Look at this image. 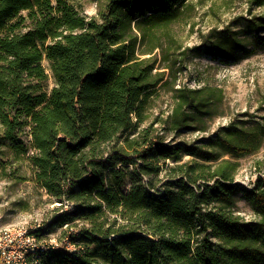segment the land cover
Segmentation results:
<instances>
[{
    "label": "trees",
    "instance_id": "16d2710c",
    "mask_svg": "<svg viewBox=\"0 0 264 264\" xmlns=\"http://www.w3.org/2000/svg\"><path fill=\"white\" fill-rule=\"evenodd\" d=\"M55 1L0 0L3 137L15 153L31 148L34 181L59 202L34 231L64 226L82 247L47 250L40 264H264V173L243 185L239 162L224 157L257 150L264 121L166 140L206 130L222 90L205 84L175 89L166 125L141 126L162 81L145 55L169 38L185 0H103L98 16ZM249 27L264 29V19ZM242 46L227 35L207 49L228 56ZM238 194L255 219L235 211Z\"/></svg>",
    "mask_w": 264,
    "mask_h": 264
},
{
    "label": "rangeland",
    "instance_id": "374dc122",
    "mask_svg": "<svg viewBox=\"0 0 264 264\" xmlns=\"http://www.w3.org/2000/svg\"><path fill=\"white\" fill-rule=\"evenodd\" d=\"M65 1L87 16H98L104 5L103 0ZM52 3L55 5L56 1ZM262 19L264 2L260 0H185L180 17L167 31L169 38H162L161 47L145 55L154 63V71H161L162 81L146 99L143 109L146 118L141 126L166 125L175 102V89L205 84L222 90V100L215 113L204 119L206 130L189 129L178 134L169 131L166 140L196 139L230 121L243 124L264 121V29L249 27L250 20ZM227 35L239 39L242 48L228 56L211 54L207 47ZM42 63L50 89L54 79L48 62ZM28 131V126L24 127L20 138L29 146ZM31 152L30 148L26 154L15 153L3 137L0 125V228L24 226L35 230L50 222L59 203L34 181L28 159ZM224 157L239 162L235 180L243 185H251L258 172L264 173V143L240 157L227 154ZM188 158L185 155L183 160ZM235 211L246 220L257 217L240 194L236 197ZM64 230V226L54 225L44 234L61 239ZM101 264L107 263L101 261Z\"/></svg>",
    "mask_w": 264,
    "mask_h": 264
},
{
    "label": "built area",
    "instance_id": "2783aa9c",
    "mask_svg": "<svg viewBox=\"0 0 264 264\" xmlns=\"http://www.w3.org/2000/svg\"><path fill=\"white\" fill-rule=\"evenodd\" d=\"M62 245L68 248L67 238L63 244H48L44 234H36L34 228L28 231L0 232V264H34L41 262L43 256L27 254L31 245ZM82 249L79 245V250Z\"/></svg>",
    "mask_w": 264,
    "mask_h": 264
},
{
    "label": "bare ground",
    "instance_id": "6f19581e",
    "mask_svg": "<svg viewBox=\"0 0 264 264\" xmlns=\"http://www.w3.org/2000/svg\"><path fill=\"white\" fill-rule=\"evenodd\" d=\"M28 230L29 227H24V226H9V227L0 228V232H18V231H28ZM44 236L46 239V243L48 244H63L65 242V238H67L68 248L62 245H55V246L45 245V244L31 245L30 247H27V254H33L35 256H43V253L45 251L56 248H63L67 251L79 250V245L75 244L74 242H71V240L68 237H61V239H57L52 235L44 234ZM40 263L41 262H35L34 264H40Z\"/></svg>",
    "mask_w": 264,
    "mask_h": 264
}]
</instances>
